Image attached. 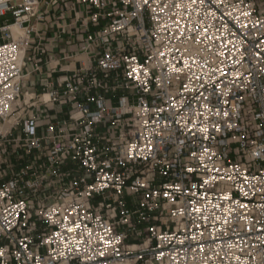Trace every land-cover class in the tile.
<instances>
[{
	"label": "built area",
	"instance_id": "built-area-1",
	"mask_svg": "<svg viewBox=\"0 0 264 264\" xmlns=\"http://www.w3.org/2000/svg\"><path fill=\"white\" fill-rule=\"evenodd\" d=\"M43 5L92 53L50 122L15 109ZM0 264H264L262 1L0 0Z\"/></svg>",
	"mask_w": 264,
	"mask_h": 264
},
{
	"label": "crops",
	"instance_id": "crops-1",
	"mask_svg": "<svg viewBox=\"0 0 264 264\" xmlns=\"http://www.w3.org/2000/svg\"><path fill=\"white\" fill-rule=\"evenodd\" d=\"M41 10L46 16L41 21L33 20L36 32L32 36L25 60L24 95L17 108V115L24 119L35 115L50 122L66 117L71 107L64 102L45 101L49 93L61 89V82L75 70L91 63L92 53L82 50L85 34L81 32L80 23L75 19L73 11L67 10L65 17H61V9L43 5ZM109 101L116 104L117 99Z\"/></svg>",
	"mask_w": 264,
	"mask_h": 264
},
{
	"label": "rangeland",
	"instance_id": "rangeland-1",
	"mask_svg": "<svg viewBox=\"0 0 264 264\" xmlns=\"http://www.w3.org/2000/svg\"><path fill=\"white\" fill-rule=\"evenodd\" d=\"M262 1V4H264V0H260ZM20 103V102H19ZM15 109L17 110V107H15ZM101 200V197H97L96 199L93 200V203H97L98 201ZM128 202H129V206L131 207V204H130V198L128 199ZM132 244V243H131Z\"/></svg>",
	"mask_w": 264,
	"mask_h": 264
}]
</instances>
